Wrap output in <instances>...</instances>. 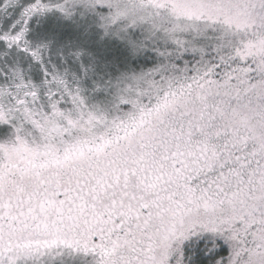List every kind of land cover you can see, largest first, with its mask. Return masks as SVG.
Masks as SVG:
<instances>
[{
    "label": "snow or ice",
    "instance_id": "1",
    "mask_svg": "<svg viewBox=\"0 0 264 264\" xmlns=\"http://www.w3.org/2000/svg\"><path fill=\"white\" fill-rule=\"evenodd\" d=\"M0 264H264V0H0Z\"/></svg>",
    "mask_w": 264,
    "mask_h": 264
}]
</instances>
